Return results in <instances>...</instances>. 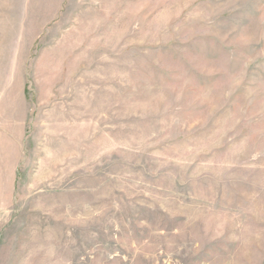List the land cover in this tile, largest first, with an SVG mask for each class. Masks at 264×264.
<instances>
[{"label":"rangeland","instance_id":"obj_1","mask_svg":"<svg viewBox=\"0 0 264 264\" xmlns=\"http://www.w3.org/2000/svg\"><path fill=\"white\" fill-rule=\"evenodd\" d=\"M0 264H264V0H0Z\"/></svg>","mask_w":264,"mask_h":264}]
</instances>
